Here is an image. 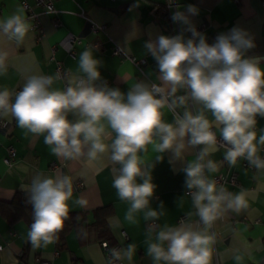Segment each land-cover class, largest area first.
I'll return each mask as SVG.
<instances>
[{
    "label": "clouds",
    "instance_id": "9594fccd",
    "mask_svg": "<svg viewBox=\"0 0 264 264\" xmlns=\"http://www.w3.org/2000/svg\"><path fill=\"white\" fill-rule=\"evenodd\" d=\"M138 6L137 2L131 7ZM168 6L175 8L170 19L181 25V31L150 36L144 44L156 61L160 84L138 81L126 93L106 82L98 84L102 61L94 56V46H89L80 53L77 72L68 77L63 89L53 88L52 76L32 75L14 102L7 89L0 90V114H10L25 135H43L57 157L93 161L108 153L111 163L119 166L114 169L113 187L118 198L128 202L124 218L133 225L139 213L145 221L165 215L163 202L159 208L150 207L156 189L152 169L163 154L171 152L173 160L184 161L192 153L194 159L182 169L184 186L203 230L185 224L164 225L154 237L149 229L145 243L154 264H211L213 236L207 230L223 212L238 213L247 207L243 190L231 193L218 188L206 175L217 171V164L209 158L218 144L213 128L219 131L229 167L243 158L264 171V158L258 155V146H264V129L258 138L255 130L257 117L264 118V57L246 55L256 47L246 29L235 26L210 44L192 23L191 17L200 12L196 5L180 7L169 0ZM48 13L53 14L51 7ZM30 28L20 9L0 19V36L17 42L25 40ZM186 32L191 36L186 37ZM4 60L0 53V74L6 71ZM181 90L185 94L177 95ZM165 109L173 113L172 122L165 121ZM177 109H183L182 113ZM107 137L110 143L105 142ZM149 147L154 154L151 163ZM21 190L32 207L27 241L33 249L47 247L58 239L69 216L72 178L39 173ZM134 249L129 244L123 258L131 261ZM112 256L122 258L115 249Z\"/></svg>",
    "mask_w": 264,
    "mask_h": 264
},
{
    "label": "crops",
    "instance_id": "0c3cea01",
    "mask_svg": "<svg viewBox=\"0 0 264 264\" xmlns=\"http://www.w3.org/2000/svg\"><path fill=\"white\" fill-rule=\"evenodd\" d=\"M137 2L138 7H131ZM167 3L168 0H55V12L41 14L37 27L30 28L23 42L0 36V53L5 55L6 65V71L0 74V90L7 89L14 102L15 94L32 75L52 76L53 88L63 89L68 77L77 72L80 53L89 46H94V56L102 61V80L98 84L106 82L125 93L138 81L160 84L156 61L144 44L150 36L154 39L158 34L171 36L181 31V25L170 19L175 8H166ZM187 4L199 8V15L191 20L197 30L206 35L208 43H213L218 34L240 26L250 33L256 45L246 55L264 57V0H175V5L180 7ZM1 5L0 19L18 9L26 17L20 0H1ZM35 10L39 11L38 8ZM54 20L59 24L55 25ZM91 23L101 28L94 30ZM185 36L190 37L191 33L186 32ZM114 44L127 55L145 61L143 78L132 62L112 55ZM58 66L66 73L62 78L56 77ZM261 67H264V61H261ZM183 94V90L177 92V95ZM164 111L165 121L172 122L173 113ZM177 111L182 113L183 109ZM206 115L213 119L210 113ZM0 117L6 123L0 126V202H9L16 192H24L22 186L30 185L39 173L47 176L62 173L70 176L73 182L69 213L84 214L82 223L91 224L94 211L110 208L105 218L110 240H99L90 232L83 234L85 231L72 226L59 241L37 249L27 241L29 224L23 220L9 223L0 213V243L4 245L0 251V264H38L36 257L48 264H106L103 242L109 247L120 245L122 264H154L145 243L151 229L146 226L149 221L143 219V213L137 215V224L125 220L129 205L118 198L113 187L114 169L119 166L111 163L108 153L93 161L84 158L66 160L51 153L43 135H25L10 114H0ZM261 129H264V118L257 117V138ZM213 130L219 136L218 129ZM105 142L110 143L111 137ZM9 146L14 149V157L6 161ZM258 147V154H261L264 146ZM163 155V160L152 169L156 189L150 207L159 208L163 202L165 215L155 220L157 228L151 229L153 237L164 225H188L187 222L198 219L191 197L186 195L188 190L184 186L182 170L194 155L187 154L184 161L173 160L171 152ZM147 158L149 163L154 161L150 147ZM209 158L217 164V171L206 175L213 179L217 174L234 173L237 184L225 183V189L231 193L243 190L247 201V207L238 213L223 212L207 230L209 235L211 231L214 234L211 264H259L264 257V171L245 167L241 159L229 167L223 162L224 152L219 147ZM78 181L83 183L81 188L76 186ZM76 200L83 203L77 204ZM181 217L185 222H180ZM77 219L79 222L82 217ZM192 226L196 228L194 224ZM203 228L201 224L197 230ZM122 231L126 233V239L121 236ZM129 244L135 245L131 261L123 258V251Z\"/></svg>",
    "mask_w": 264,
    "mask_h": 264
},
{
    "label": "built area",
    "instance_id": "2783aa9c",
    "mask_svg": "<svg viewBox=\"0 0 264 264\" xmlns=\"http://www.w3.org/2000/svg\"><path fill=\"white\" fill-rule=\"evenodd\" d=\"M54 1L55 0H20L21 6L24 9L25 14H26L25 18L30 22L31 29H35L37 27L38 21H39V16L41 14H49L48 13L49 7H51L53 9V13L55 12V9H54V6H53ZM174 3H175V0H174ZM168 4H169V0H168V3L166 4V8H169ZM35 8H38L39 11L37 12L35 10ZM1 12H2V5H1V0H0V15H1ZM53 22H54L55 25L59 24V22L57 20H54ZM91 26H92V29H94V30H97V29L101 28L98 25H96L95 23H91ZM11 40L16 41L15 39H11ZM69 49H71L70 46H69ZM111 53L114 56L120 57L122 60H128V61L132 62L136 66V68L138 69L139 75L142 78L144 77V71L142 69V65L144 64L145 61L143 59H136L134 57H131V56L127 55L121 49V47L118 44H114L112 46ZM64 74H66L65 71H63L61 69V67L58 66L57 69H56V77L57 78H62L64 76ZM149 83L151 84V83H154V82L151 81ZM188 104H189V106H191L192 102L189 100ZM3 125H6V123L0 117V126H3ZM217 137H218L217 147H219L223 152H225V148L220 146L219 136H217ZM7 154L8 155H7L6 161H10V159H12L14 157V149L11 146H9L7 148ZM258 155H260L262 158H264V148H262L261 154H258ZM241 160H242L243 165L245 167L253 168L252 166L249 165V163L245 159L241 158ZM223 162L226 165H228V163L224 160V158H223ZM213 180L216 182L218 188L219 187H224L225 188V183H230L232 185L237 184L236 177H235L234 173H232L230 175H223L222 173L221 174H217V175L214 176ZM76 186L78 188H81L83 186V183L78 181L76 183ZM180 222H185V218L181 217L180 218ZM187 224L188 225H193L194 224L196 229H197L198 226L201 225L199 223V217H198V219L196 221H189V222H187ZM146 226L154 230V229L157 228V223H156V221H149L148 223H146ZM210 235L214 237V234H213L212 231L210 232ZM121 236L124 239L127 238V235H126V233L124 231L121 232ZM3 247H4V245L2 243H0V251L3 249ZM102 247H103V249L105 251V255H106V264H122L121 259L117 260V259H115L112 256V251L114 249L120 251V245L119 244H116L113 247H109L105 242H103L102 243ZM211 249H212V247H211ZM36 262L38 264H48V262L46 260H44V259H42L40 257H36ZM259 264H264V257H262V259H261Z\"/></svg>",
    "mask_w": 264,
    "mask_h": 264
},
{
    "label": "trees",
    "instance_id": "16d2710c",
    "mask_svg": "<svg viewBox=\"0 0 264 264\" xmlns=\"http://www.w3.org/2000/svg\"><path fill=\"white\" fill-rule=\"evenodd\" d=\"M26 193L16 192L9 202H0V213L9 223H15L23 220L27 224L32 223V207L26 203ZM110 213L109 207H102L94 211V222L91 224L82 223L84 221V214L82 213H69L68 218L65 220L63 229L58 233V239L63 238V235L73 226L85 231L83 234L94 235L97 239L110 240V234L105 223L106 216ZM82 217L78 222L77 218Z\"/></svg>",
    "mask_w": 264,
    "mask_h": 264
}]
</instances>
